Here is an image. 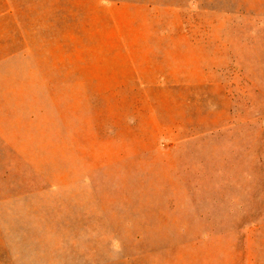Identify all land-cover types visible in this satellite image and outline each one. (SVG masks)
I'll list each match as a JSON object with an SVG mask.
<instances>
[{"label": "rangeland", "instance_id": "1", "mask_svg": "<svg viewBox=\"0 0 264 264\" xmlns=\"http://www.w3.org/2000/svg\"><path fill=\"white\" fill-rule=\"evenodd\" d=\"M0 9V264H264V0Z\"/></svg>", "mask_w": 264, "mask_h": 264}, {"label": "bare ground", "instance_id": "2", "mask_svg": "<svg viewBox=\"0 0 264 264\" xmlns=\"http://www.w3.org/2000/svg\"><path fill=\"white\" fill-rule=\"evenodd\" d=\"M0 10H1V9H0ZM1 18H2V17H1ZM1 18H0V19H1ZM1 28H2V27H1ZM0 31H1V30H0ZM4 32H5V31H4ZM1 33H2V32H1ZM1 33H0V34H1Z\"/></svg>", "mask_w": 264, "mask_h": 264}, {"label": "crops", "instance_id": "3", "mask_svg": "<svg viewBox=\"0 0 264 264\" xmlns=\"http://www.w3.org/2000/svg\"><path fill=\"white\" fill-rule=\"evenodd\" d=\"M5 243H10V242H7V241H6Z\"/></svg>", "mask_w": 264, "mask_h": 264}]
</instances>
